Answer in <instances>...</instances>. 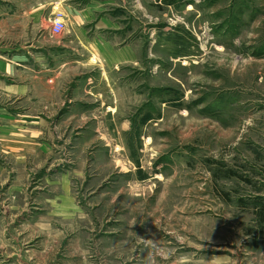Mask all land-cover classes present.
I'll return each mask as SVG.
<instances>
[{
  "label": "rangeland",
  "instance_id": "rangeland-1",
  "mask_svg": "<svg viewBox=\"0 0 264 264\" xmlns=\"http://www.w3.org/2000/svg\"><path fill=\"white\" fill-rule=\"evenodd\" d=\"M144 3L152 49L141 35L138 61L103 71L104 129L60 132L93 237L139 264H264V0Z\"/></svg>",
  "mask_w": 264,
  "mask_h": 264
},
{
  "label": "crops",
  "instance_id": "crops-1",
  "mask_svg": "<svg viewBox=\"0 0 264 264\" xmlns=\"http://www.w3.org/2000/svg\"><path fill=\"white\" fill-rule=\"evenodd\" d=\"M149 1L0 0V264H139L119 235L93 237L94 192L78 198L77 174L57 147L81 120L104 129L102 99L115 80L103 71L138 61L141 35L152 49ZM56 15L66 22L61 37L52 33ZM72 72L71 96L58 106Z\"/></svg>",
  "mask_w": 264,
  "mask_h": 264
},
{
  "label": "built area",
  "instance_id": "built-area-1",
  "mask_svg": "<svg viewBox=\"0 0 264 264\" xmlns=\"http://www.w3.org/2000/svg\"><path fill=\"white\" fill-rule=\"evenodd\" d=\"M66 30V22L64 17L57 16L52 22V33L54 36H60Z\"/></svg>",
  "mask_w": 264,
  "mask_h": 264
}]
</instances>
